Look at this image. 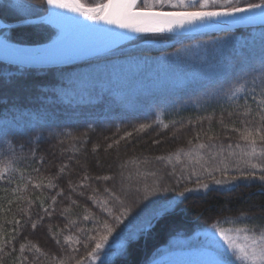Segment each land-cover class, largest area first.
<instances>
[{
    "label": "trees",
    "instance_id": "trees-1",
    "mask_svg": "<svg viewBox=\"0 0 264 264\" xmlns=\"http://www.w3.org/2000/svg\"><path fill=\"white\" fill-rule=\"evenodd\" d=\"M98 2L86 0L84 3L93 6ZM247 2L260 3V0ZM14 4L30 7L21 10ZM165 10H169L167 6ZM48 11V5L41 4L40 0H0V20L10 26L0 27V35L20 45L47 44L59 31L47 22L27 21L45 16ZM149 40L153 42L148 43ZM262 60L264 26L194 35L140 34L103 56L59 68H22L0 62V123L7 122L14 129V134L7 137L8 142L0 145V169L9 161L13 175L11 185L0 181V231L11 232L15 226L11 222L17 219L23 225L17 240L5 252H0L4 264H12L19 255L21 243L26 245L24 254L29 259L39 255L34 249L32 253L27 251L31 244L49 257L61 254L60 245L55 244L52 235L58 229H64L56 237L61 245L71 233L87 242L88 235L79 229L92 230L90 234L94 235L96 223H85L82 217L96 214L102 220L108 219L96 205L78 195L80 192L85 197L93 195L92 188H77L75 193L67 191L68 179L78 184L84 174L76 161L91 176L123 173L122 181L117 175L116 181L88 183L100 189L95 193L98 200L106 198L104 187H114L125 205L132 209L125 219V224L133 221L130 227L162 203L157 197H175L178 201L175 211L153 220L151 228L144 233L136 231L124 249L113 257L112 264H150L164 252L202 248L207 239L205 234L210 231L227 232L243 242L246 230H251L253 225H264V184L241 181L232 191L212 190L206 196L186 194L187 198L178 194L197 186L195 176L188 180L190 172L199 175L202 182L210 183L201 169L207 153L201 156L196 145L213 137L217 144L239 142L244 147L239 133L232 131L233 126L242 125L237 117L229 118L227 112H243L245 101H229L225 94L231 95L229 89L235 91L239 87L235 81L241 73L251 72ZM251 103L249 100L248 104ZM222 110H226L228 129L217 122ZM252 111L255 115L254 105ZM206 116L212 117L211 125L208 120H199ZM147 125L151 127H142ZM201 129L206 135L194 139ZM128 132L132 133L131 137L121 139ZM31 138L39 141L35 158L31 157L30 149L37 145ZM117 140L119 144L115 145L113 142ZM109 144L113 147L108 148ZM241 148H226L224 155L228 156L229 167L235 160L229 153L233 150L239 153ZM161 156L164 159H156ZM62 162L69 163L64 179H53ZM36 168L39 172L33 171ZM173 170L175 174L168 175ZM153 172L155 175H151ZM181 175L183 180L177 184ZM231 175L238 173L233 171ZM216 178H221L219 173ZM41 182L44 185L51 182L57 187H33ZM121 186L127 191L120 192ZM16 187L19 191L13 193ZM61 188L66 189V195L57 197L53 216L46 217L43 226L38 223L37 229L32 230L30 223H24L28 212L31 211L32 220H38L35 212L43 215L39 201L45 200V206L51 210L49 197ZM162 188L170 191L162 192ZM8 200L13 201L12 205H8ZM29 202L33 204L30 210ZM71 221L75 225L69 231L64 225ZM213 224L215 229L211 228ZM123 227L120 225L116 231ZM11 247L15 252H11ZM223 249L227 250L230 264H241L233 258L231 249ZM7 252L11 254L6 255ZM83 253L81 248L79 255ZM41 259L44 264H55L43 256Z\"/></svg>",
    "mask_w": 264,
    "mask_h": 264
},
{
    "label": "snow or ice",
    "instance_id": "snow-or-ice-1",
    "mask_svg": "<svg viewBox=\"0 0 264 264\" xmlns=\"http://www.w3.org/2000/svg\"><path fill=\"white\" fill-rule=\"evenodd\" d=\"M41 4H46L51 8L49 17L51 22L58 20L62 17V13L55 11L56 9H68L73 12H77L87 19L95 22H103L109 25H115L120 29H125L136 33H165L173 32L178 29H183L188 26L204 27L213 23H223L225 25H232L237 23H248L257 14V12L264 14V0H260V3H249L247 0H200L197 4L196 0H100L93 6H85L80 3V0H40ZM243 4V6H242ZM18 9L24 10L30 7L27 4H14ZM169 10H165V8ZM119 36H125L126 33H119ZM12 47V46H11ZM19 54L14 62L28 63V64H45L46 62L32 55L33 50L24 48H15ZM239 87L235 91L231 92V95L225 94L229 101L235 99H242L245 101L244 111H228L227 116L229 118L237 117L242 127H232V131L239 133V138L244 142V147L241 148L239 142L233 144H217L214 142L213 137H208L206 143H200L196 145V150L200 152L201 156L204 152L207 153V160L204 164H201L202 172L206 174L210 183H204L201 181V177L194 171L188 175V180L191 181L195 176L196 187L185 188L183 192L178 195L183 198H187L186 194L191 195H204L206 196L209 191H232L234 187L238 186L241 181H246L249 184L253 182H261L264 184V60L260 62L259 67L251 70V72H242L241 76L235 81ZM251 91H248V89ZM237 93H243L242 96H237ZM251 104H248V101ZM252 105L255 106V115H253ZM239 107V106H237ZM224 111L221 112V117L217 121L223 128L228 129L229 124L225 123ZM200 121L208 120L211 125V116L200 117ZM190 123H194L191 122ZM236 121L233 120L232 124L235 125ZM151 127V125L142 126ZM14 134V129L7 122L0 123V145L7 143V137ZM206 133L201 129L197 132L194 139L199 140L201 135ZM132 133H125L121 139L130 138ZM53 138L55 135L53 134ZM33 143L37 145L30 149L31 157L35 158L39 141L35 138H31ZM115 145L119 144V141L113 142ZM153 143H159V141H153ZM191 143V141H189ZM22 147V146H21ZM113 144H109L108 148H112ZM241 148L239 153L234 150L229 153V156L235 157L232 166H228V156H225V150ZM203 150V151H201ZM95 152L96 149L94 148ZM13 155L15 152L13 150ZM71 161L72 157L68 158ZM157 160L164 159L156 157ZM41 163L44 162V157H40ZM97 163H99L97 161ZM199 163V161H197ZM76 164L84 171V174L80 177L78 184H73L71 179L67 181V191L75 193L77 188H92L93 195L87 197L84 196V192H80L78 195L91 201L96 205L101 214L106 215L108 219H101L96 214L84 215L82 217L85 223L94 221L96 223L95 234H90L92 230H86L81 228L79 231L82 234L88 235L87 242H83L80 236L71 233L64 237V244L61 245V241L56 238L61 234L64 229H58L56 233H53V239L56 245H60L59 253L53 254L51 257L47 253H42L41 249L31 244L27 247L29 253L33 252V249L39 255H33L29 259L28 255H25L26 245L21 243L19 248V255L12 261V264H44L41 257L51 259L55 264H112L114 256L118 255L125 246V243L136 231L144 233L151 228L153 220L160 216L170 214L175 211L178 201L175 197L168 199L164 196L157 197V207L134 227H130L133 221L128 220L125 224V219L128 218V214L132 209L125 205V200L121 198V195L117 194L114 187H104L103 193L106 194V198L98 200L95 197V193L100 189L92 187V183L98 181H116L117 175H119L121 181L123 180V173L113 174L111 176H91L88 174L84 165H81L79 161ZM206 165H211L208 167ZM123 167V165H122ZM69 168V163L62 162L58 166V171L53 179H64L65 170ZM12 164L9 161L4 162V166L0 169V181H6L7 184L13 183V175L10 174ZM13 173L16 171L12 170ZM33 171L39 172V168ZM237 172L238 175H231V172ZM220 174V179L216 178V174ZM175 170L168 175H174ZM155 175V173H151ZM20 179L23 180V173L20 175ZM31 181V177L28 178ZM183 180V175L180 179H177L176 183L180 184ZM91 181L92 183H88ZM212 186H216L213 188ZM25 189L28 185L25 184ZM36 189L44 187L55 188L56 184L49 182L48 185L36 183L33 185ZM7 191V189H4ZM19 188H13L12 192L16 193ZM127 189L121 186L120 192H126ZM162 192H168L170 189L162 188ZM66 195V189L61 188L55 195L49 197L52 202L51 210L45 206V200H40V208L43 211V215L39 211L35 212L38 220L31 219L32 213L28 212L27 217L24 219V223H30L31 229L36 230L38 223L43 226L45 218H51L55 212V204L57 197H64ZM70 199V197H68ZM147 198V197H145ZM39 199V198H37ZM8 205H12L13 201L8 200ZM75 204L76 201H73ZM32 202H29V210L32 208ZM8 211L11 210L9 207ZM24 211L23 209L21 210ZM64 215L63 212L60 213ZM241 215H246L241 213ZM135 219V217H133ZM250 219V217H249ZM11 232L0 231V252H5L14 241L17 240V235L20 228L23 226L21 220L17 219L14 222ZM75 225V221L65 224L64 228L71 230V227ZM120 225H124L117 232V228ZM2 227V226H0ZM212 229L216 228V225L211 226ZM51 231V229H49ZM239 231V229L237 230ZM113 233H116L113 237ZM216 231L207 232L206 243L199 251L200 258L195 261H184L182 264H230V260L226 254V249L221 248L216 243ZM219 235L227 243V248L231 249L233 258L241 262V264H264V225H253L251 230L244 232V243H235L230 237L225 235L223 231L219 232ZM110 237H113L110 242ZM31 243V242H29ZM81 248L84 249V253L79 255ZM11 252H15V248L11 247ZM11 252L5 253L6 255ZM0 264H4V260L0 258Z\"/></svg>",
    "mask_w": 264,
    "mask_h": 264
},
{
    "label": "water",
    "instance_id": "water-1",
    "mask_svg": "<svg viewBox=\"0 0 264 264\" xmlns=\"http://www.w3.org/2000/svg\"><path fill=\"white\" fill-rule=\"evenodd\" d=\"M211 29L206 31L240 29L241 27H262L264 26V18H252L248 23H237L225 25L223 23H213ZM115 25L105 24L103 22L88 21L80 24H73L69 27V31L65 35L58 36L57 39L42 45H20L11 43L0 38V62L10 65L28 68H58L59 66H69L70 64L82 62L93 58L97 55L99 49L103 48L109 42V39L115 37L119 33L125 32ZM15 48H24L33 50L32 55L45 61V64H28L14 62L18 57Z\"/></svg>",
    "mask_w": 264,
    "mask_h": 264
},
{
    "label": "rangeland",
    "instance_id": "rangeland-1",
    "mask_svg": "<svg viewBox=\"0 0 264 264\" xmlns=\"http://www.w3.org/2000/svg\"><path fill=\"white\" fill-rule=\"evenodd\" d=\"M83 3L86 1V0H82ZM81 1V2H82ZM197 1V0H196ZM85 4V3H84ZM85 6H87L85 4ZM46 17L42 18V19H38V21H43V22H48L46 19ZM6 25L0 21V27H5ZM60 31V30H59ZM167 33H174V34H178V35H183V34H194L196 33V31L194 32H167ZM59 35H62V31H60L58 33ZM137 34H142V33H137ZM136 35H133L132 37L129 38V40ZM1 37V35H0ZM58 38V35L57 37ZM54 38V39H56ZM128 41V40H126ZM126 41L122 42V43H125ZM120 43V44H122ZM119 46L118 44H116L115 46L113 47H110L109 49L105 50L104 53H107L113 49H115V47ZM104 53H102V55H104ZM216 243L218 244V246H220L221 248H227V243L225 242V240L219 235V232L216 231ZM225 235H227L228 237H230L235 243H244V241L242 242L241 239H239V237H235V236H232L230 235L229 233H225ZM113 240V238H112ZM112 240H110V242H112ZM201 248H192V249H181V250H171L170 252H164L162 255L158 256L157 259H155L154 261H152L150 264H182V262L184 261H195L197 259L200 258V255H199V251H200ZM98 263V262H97Z\"/></svg>",
    "mask_w": 264,
    "mask_h": 264
},
{
    "label": "bare ground",
    "instance_id": "bare-ground-1",
    "mask_svg": "<svg viewBox=\"0 0 264 264\" xmlns=\"http://www.w3.org/2000/svg\"><path fill=\"white\" fill-rule=\"evenodd\" d=\"M55 11H57L58 13H62V17L59 18L58 20H54V22H51L49 14L46 15V20L49 21L50 23L54 24L56 27L58 26L59 30L62 31V34H66L69 31V27L73 24H80V23H85L88 21H91L89 19H87L85 16L80 15L77 12H73L70 11L68 9H56ZM256 19H262L264 18V14H261L259 12H257V14L253 17ZM213 28V26L208 25V26H204V27H198V26H188L186 28L183 29H178L176 31L173 32H201V31H205L207 29H211ZM125 36H119V35H115V37L109 39V42L107 43V45H105L103 48L99 49L98 53H103L105 50L109 49L110 47L115 46L116 44H119L121 42L126 41V39L132 37L133 35H136V32H131L126 30Z\"/></svg>",
    "mask_w": 264,
    "mask_h": 264
}]
</instances>
